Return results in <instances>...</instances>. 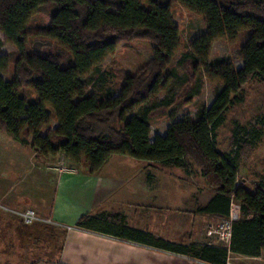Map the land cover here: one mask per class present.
Returning <instances> with one entry per match:
<instances>
[{"label": "trees", "instance_id": "16d2710c", "mask_svg": "<svg viewBox=\"0 0 264 264\" xmlns=\"http://www.w3.org/2000/svg\"><path fill=\"white\" fill-rule=\"evenodd\" d=\"M205 17V33L188 46L178 69L219 81L211 106H201L197 119L174 121L165 135L151 137V120L164 116L178 101L180 78L170 69L182 48L181 33L172 16L173 5ZM249 12L243 14V12ZM43 16L45 22L36 23ZM0 31L16 52L0 58V131L30 146L38 156L64 158L72 165L103 168L113 156L200 170L215 197L201 213L228 217L232 201L240 205L230 245H167L173 253L205 264H227L232 255L260 257L264 253V180L254 192L239 187L240 163L253 143L236 131L230 153H221L218 134L232 108L242 101L245 87L264 82V0H0ZM243 64L210 63L219 41L237 43ZM147 41L154 57L133 75L125 76L121 92L100 97L93 91L100 67L116 55L119 45ZM14 76L5 80L6 65ZM207 67L205 75L203 68ZM164 96L162 97V95ZM53 119L57 128L41 135ZM92 219H79L80 228Z\"/></svg>", "mask_w": 264, "mask_h": 264}, {"label": "crops", "instance_id": "0c3cea01", "mask_svg": "<svg viewBox=\"0 0 264 264\" xmlns=\"http://www.w3.org/2000/svg\"><path fill=\"white\" fill-rule=\"evenodd\" d=\"M59 158L36 154L32 160L37 163L36 172L42 181L32 182V186L25 188L28 192L23 188L0 193L3 206L15 211L32 208L41 219L33 225L15 219L3 222L6 229L2 243L14 255L9 254L8 261L14 264H203L173 253L166 246H218L207 229L223 217L199 212L215 194L197 168L192 171L201 185L191 184L188 177L192 175L175 167L163 166L172 171H151L140 168V163L138 170H106L116 159L131 161L126 156H113L97 172H91L88 165H73L75 172L60 175L54 171ZM22 160L33 162L27 157ZM246 183L244 179L239 187L247 188ZM22 195L26 198H19ZM84 216L94 220L90 229L77 226ZM250 261L264 263V253L260 257L232 255L227 264Z\"/></svg>", "mask_w": 264, "mask_h": 264}, {"label": "rangeland", "instance_id": "374dc122", "mask_svg": "<svg viewBox=\"0 0 264 264\" xmlns=\"http://www.w3.org/2000/svg\"><path fill=\"white\" fill-rule=\"evenodd\" d=\"M246 13L249 12H243V14ZM172 16L175 24L180 29L182 48L176 54L170 69L177 67L178 60L184 54L183 47L188 46L194 39L206 31L205 17L189 12L178 4L172 7ZM35 22L43 23L45 22V18L38 16L35 18ZM251 33V31L242 32L237 43H230L224 40L217 42L213 47L210 63L212 64L222 59L234 63L233 65L237 68H241L243 62L237 52L244 46ZM4 37V34L0 31V58L3 55L9 56V54L16 52L15 47L6 43ZM153 55L154 45L147 41H133L130 44L119 45L116 55L109 57L98 69L100 74L92 76L94 80L100 79V75L104 78L103 82L98 83V87L93 88V91L96 94L98 93L102 98L111 95L117 96L125 83V76L122 73L129 76L133 75L139 68L152 59ZM176 70L180 78H182L177 80L175 87L178 92L177 104L166 115L154 117L151 120L150 131L152 139L157 134L165 135L167 129L174 121L183 118L196 120L198 109L201 106L209 108L212 104L211 102L214 100L215 90L223 87L219 81L206 77L204 78V87L201 88L199 79H197L199 78L198 74H187L184 69L176 68ZM203 71L205 75L208 74L207 67H204ZM13 73L14 66L13 64H9L4 67V73L1 75L5 80L10 81L14 76ZM243 90L241 103L236 104L230 114H228L226 123L220 127L217 140L219 149L223 154L230 153L232 150V139H234L236 131L241 134V138L248 139L253 143L248 157L240 163L238 186L245 179L247 182L246 189L254 192L256 190L254 188L255 185L264 180V82L254 80ZM51 122V125L45 128L41 135L46 136L50 131L57 128L58 123L56 120L53 119ZM14 142L6 133L0 131V193L5 192L7 189L11 191L16 189L17 192L18 190L22 191L23 188L32 186V182L37 184V182L40 183L42 181L41 175L36 172L35 166L37 163L32 160L35 159V151L30 146L24 147V145ZM24 157L29 158L33 162L30 163L28 160H22ZM59 159L60 161L57 163L59 166L54 170L55 172L60 175L75 172V166L70 165L64 158ZM129 160L131 161H117L116 159L106 170L133 171L142 168L143 170L151 171H172L168 168L164 169L163 166L161 167V165L156 163L143 162L133 158ZM140 163L142 164L141 167ZM189 174L192 175L188 177L191 184L197 182V185H201L197 178H195L197 176L195 172L191 171ZM19 198H26V196L22 195ZM9 219L22 220L12 213L0 211V264H14L13 261L7 260L10 252L5 248L6 245L2 243L6 229L3 222ZM10 256L14 257L12 253ZM252 262L247 263L256 264Z\"/></svg>", "mask_w": 264, "mask_h": 264}, {"label": "built area", "instance_id": "2783aa9c", "mask_svg": "<svg viewBox=\"0 0 264 264\" xmlns=\"http://www.w3.org/2000/svg\"><path fill=\"white\" fill-rule=\"evenodd\" d=\"M61 168V167H60ZM231 211L229 216L223 218L218 224L208 226V233L213 237L218 246H225L226 248L230 245L232 237L233 223L240 217V205L235 201H232ZM0 211L5 213H12L22 219L26 225H33L36 222H40V218L37 212L33 209H25L24 211L11 210L2 204H0ZM205 264V263H203Z\"/></svg>", "mask_w": 264, "mask_h": 264}]
</instances>
